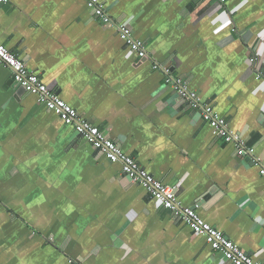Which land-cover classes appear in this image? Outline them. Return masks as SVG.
<instances>
[{
  "label": "crops",
  "instance_id": "1",
  "mask_svg": "<svg viewBox=\"0 0 264 264\" xmlns=\"http://www.w3.org/2000/svg\"><path fill=\"white\" fill-rule=\"evenodd\" d=\"M102 1L149 61L86 0H8L0 42L264 264V175L202 113L211 105L264 163V0ZM0 264L229 263L0 64Z\"/></svg>",
  "mask_w": 264,
  "mask_h": 264
},
{
  "label": "built area",
  "instance_id": "2",
  "mask_svg": "<svg viewBox=\"0 0 264 264\" xmlns=\"http://www.w3.org/2000/svg\"><path fill=\"white\" fill-rule=\"evenodd\" d=\"M7 1L0 0V7ZM86 1L89 9L92 10L99 21L103 24H110L117 30L120 38L128 47L130 54L135 56L136 63L149 61L145 43L135 37L133 28L130 25L116 23L104 1ZM222 2H225V0H222ZM0 64L12 71L16 86L23 89L25 93L36 96L39 102L44 104L47 109L56 112L66 125L74 128L77 136L105 155L110 162L120 164L123 173L133 183L143 187L153 199L169 210L175 219L190 227L195 235L204 237L210 248L219 253L226 263L262 264L234 244L223 232L206 222L198 214L196 208L183 206L178 200L175 187L165 185L155 179L134 158L125 154L117 142L108 138L90 121L82 119L76 109L66 103L55 90L43 83L39 76L31 71L23 60L1 42ZM167 84L175 90L182 100L190 101L197 107L196 95L188 92L182 79L169 76ZM202 113L204 121L214 132L221 136L226 143L233 144L236 152L252 161L253 165L258 167L260 173L264 175V163L255 159V149L248 146L246 141L230 128L227 120L222 118L211 105L203 106Z\"/></svg>",
  "mask_w": 264,
  "mask_h": 264
},
{
  "label": "water",
  "instance_id": "3",
  "mask_svg": "<svg viewBox=\"0 0 264 264\" xmlns=\"http://www.w3.org/2000/svg\"><path fill=\"white\" fill-rule=\"evenodd\" d=\"M22 91H24L23 89H21ZM249 160V159H248Z\"/></svg>",
  "mask_w": 264,
  "mask_h": 264
}]
</instances>
